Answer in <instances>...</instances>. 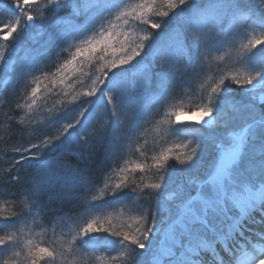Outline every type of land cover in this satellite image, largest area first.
I'll return each mask as SVG.
<instances>
[{"label": "snow or ice", "instance_id": "6c2138e0", "mask_svg": "<svg viewBox=\"0 0 264 264\" xmlns=\"http://www.w3.org/2000/svg\"><path fill=\"white\" fill-rule=\"evenodd\" d=\"M50 6V19L38 17ZM233 50L246 74L213 65ZM0 75L23 84L15 108L26 113L42 81L62 90L90 81L78 93L89 99L50 109L44 127L18 121L0 180L19 192L0 193V208L13 206L0 216V264H264V0H0ZM189 82L196 119L182 121L175 89ZM156 106V125L183 142L150 163L125 159L140 151ZM136 172L153 182L128 185ZM113 174L110 188L102 178ZM105 190L111 199L97 203ZM120 205L134 206L135 227L98 214ZM29 221L49 226V244L28 237Z\"/></svg>", "mask_w": 264, "mask_h": 264}, {"label": "trees", "instance_id": "16d2710c", "mask_svg": "<svg viewBox=\"0 0 264 264\" xmlns=\"http://www.w3.org/2000/svg\"><path fill=\"white\" fill-rule=\"evenodd\" d=\"M4 2L10 3V0H4ZM46 2V0H45ZM35 7V6H34ZM43 12L46 18H51L54 14V8L52 6L48 8H36V13L39 17V13ZM66 13L62 10L58 13V15H65ZM37 24H40L41 21L39 18L36 21ZM244 23L241 22L238 26V30L242 31L244 27ZM143 26H138L135 31H139ZM15 38V34H13V37L9 38V41L7 43L10 45V47H16L17 45L13 44V40ZM47 39L46 35L44 37L40 38V43H43V41ZM32 47H39V44H33L30 45ZM23 51L19 52V55H23ZM6 58L9 55H12V53L6 52ZM65 56L68 55V53H64ZM217 56L223 55V53H217L215 54ZM235 57L236 52L235 50L232 51L230 56H225L224 59L221 60H213V65L216 64L221 65L222 67H226L234 72H239L241 74H246L248 71H250L249 68L246 66H241L237 63H235ZM51 70V65H49V69ZM90 69L87 65L84 66V73L89 72ZM216 75H219V73H216ZM211 78V77H210ZM5 79L2 75H0V81ZM75 79V78H74ZM81 79L84 80V84H76L74 88H67V89H61L59 86H53L49 80H45L41 82V91L37 94L36 98V106L32 110L31 113H26L23 109H16L15 103L17 99L20 98L24 88L23 84H14L9 83L8 85H3L0 83V98H2L3 102H0V180H2L3 174L6 173L8 166L12 163L11 158L16 155L12 150L11 146L13 144L18 143L17 136L20 135V126L18 124V121L21 116L25 118V126H27L29 129L32 127H44L47 124V118L49 115H51L50 109L52 112H59L63 108H67L70 106H73L75 103L83 102L84 99H89L87 97H82L78 95L81 91H87V88L90 86V81L87 75H81ZM187 79V78H186ZM69 83H73V81H69ZM45 84H47V89L45 88ZM235 87V86H233ZM197 85L194 82H189L186 84H183L182 86L180 84L177 85L175 89V94L179 97L175 103L176 105L183 106L186 110V113H192L189 110L194 109L196 104L199 102V94L196 91ZM183 89V90H182ZM63 91H68L69 95L65 96L63 94ZM76 96V100H72V96ZM23 102V101H22ZM154 116L152 118V123L147 125L148 131L147 133L141 137L139 144L141 146L139 152H132L128 156L125 157V159H131V160H147L149 163L151 162L150 158L152 155L156 154L158 151L163 150L164 148L171 147L177 143L183 142V138H176L171 136L170 134H167L165 132V128L167 126L165 125H156V121L161 119L162 117V110L159 106H156V108L153 109ZM6 125H10V127H6ZM176 151H182L180 149H176ZM141 152L143 155H141ZM120 155V154H118ZM14 171V169H13ZM129 179H128V185L132 186L134 184L136 185H142L147 184L150 182H153L154 178L150 173H128ZM103 180H107V183L109 184L110 188L113 186L116 182L119 180L118 174L111 175V178H109L107 175L102 178ZM176 179L177 181L186 180L187 177L183 175L182 173H176ZM103 188V183H100L96 193L99 196L100 189ZM130 190V188H125V191ZM106 195L103 197H100V199L97 201V203L102 202L104 199H111L110 195ZM7 192L10 199L12 197V194L19 195V192L16 188H5L0 184V193ZM4 200L0 198V204H3ZM155 201H144L143 206L147 207L148 205L154 206ZM134 206H125L120 205L117 208H108V209H102L100 215L103 214H112L114 217L117 218V220H123L128 223H132L133 227H135L133 223V218L135 217L136 213L132 210ZM121 209H123V212L121 214ZM13 211V206L11 203L7 205V211H5L3 208H0V216L10 214ZM29 225L33 228L32 231H29V228L25 227L24 232L28 235L29 238L33 240L34 243H42V244H49L52 240V232L47 224L44 225L43 228L32 226L31 221H29ZM48 228L47 231L45 229ZM3 233H0L2 235ZM56 236L57 240H61V233L60 229H56ZM21 239L23 240L24 237L21 236ZM69 237L64 236L62 237V242L64 243V246L67 247V240ZM23 259V257H21ZM78 264H84V262H78ZM90 264V262H89ZM97 264H99V261H97Z\"/></svg>", "mask_w": 264, "mask_h": 264}, {"label": "bare ground", "instance_id": "6f19581e", "mask_svg": "<svg viewBox=\"0 0 264 264\" xmlns=\"http://www.w3.org/2000/svg\"><path fill=\"white\" fill-rule=\"evenodd\" d=\"M192 119H196V117L193 114H189L187 116H185V120H192Z\"/></svg>", "mask_w": 264, "mask_h": 264}, {"label": "rangeland", "instance_id": "374dc122", "mask_svg": "<svg viewBox=\"0 0 264 264\" xmlns=\"http://www.w3.org/2000/svg\"><path fill=\"white\" fill-rule=\"evenodd\" d=\"M3 78H4V77H3ZM1 84H2V83H1ZM185 116H186V115H184V116L181 117V120H182V121H185Z\"/></svg>", "mask_w": 264, "mask_h": 264}]
</instances>
